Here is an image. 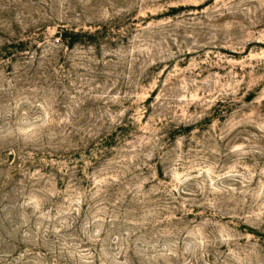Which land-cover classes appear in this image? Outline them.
Returning a JSON list of instances; mask_svg holds the SVG:
<instances>
[{"label":"rangeland","instance_id":"rangeland-1","mask_svg":"<svg viewBox=\"0 0 264 264\" xmlns=\"http://www.w3.org/2000/svg\"><path fill=\"white\" fill-rule=\"evenodd\" d=\"M0 264H264V0H0Z\"/></svg>","mask_w":264,"mask_h":264},{"label":"trees","instance_id":"trees-1","mask_svg":"<svg viewBox=\"0 0 264 264\" xmlns=\"http://www.w3.org/2000/svg\"><path fill=\"white\" fill-rule=\"evenodd\" d=\"M60 39H66V38H65V34H61ZM70 42H72V41L70 40Z\"/></svg>","mask_w":264,"mask_h":264}]
</instances>
